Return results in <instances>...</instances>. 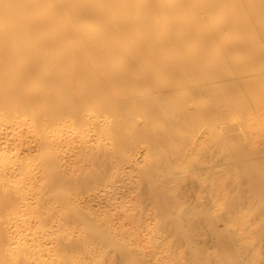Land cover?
<instances>
[{
  "label": "bare ground",
  "instance_id": "6f19581e",
  "mask_svg": "<svg viewBox=\"0 0 264 264\" xmlns=\"http://www.w3.org/2000/svg\"><path fill=\"white\" fill-rule=\"evenodd\" d=\"M254 111L264 115V0H0V264H104L119 245L128 264H159L157 248L130 246L147 235L161 247L155 216L136 215L150 185L167 196L199 182L175 175L214 147L246 200L264 190V165L239 160L264 152ZM35 178L59 192L45 210L26 201ZM126 192L136 204L111 212Z\"/></svg>",
  "mask_w": 264,
  "mask_h": 264
},
{
  "label": "rangeland",
  "instance_id": "374dc122",
  "mask_svg": "<svg viewBox=\"0 0 264 264\" xmlns=\"http://www.w3.org/2000/svg\"><path fill=\"white\" fill-rule=\"evenodd\" d=\"M253 118L254 122L264 124V115L258 111H254ZM259 143L261 142L259 141ZM262 144L264 143L259 145L264 146ZM16 148L15 142L10 141L6 151L12 152ZM216 149L212 147V156L201 155L194 165L189 166L190 170L178 172L175 175L181 179L197 177L199 182L186 184L183 182L179 189L167 194V196L150 185L149 189L152 191L150 193L153 200L145 199L141 204L143 208L137 210L136 215L138 222L147 216L146 213L155 216L159 240L162 241L161 247H157L158 237H155L156 242L154 238L152 242H146L148 236L145 235L132 239L133 244L130 245L132 250L140 252L141 246L154 250L157 248L156 255L160 258L159 264H238L242 254L249 258L251 252L258 251L260 252L257 256L259 260L247 264H264V215L261 214V210H264V203L261 202V198L264 197V190H258L254 187L255 189L250 194L251 198L246 200L244 197L246 189L242 187L244 186L243 176H240L238 189H235V186L231 185L230 182L231 173L228 172L231 158L227 157L225 151H217ZM33 153L34 151H30L21 153V155L28 157ZM239 160L242 163L264 165V152L259 149L247 150ZM95 177L96 173L93 172L89 174L88 179ZM25 187L28 205L35 206L36 209L40 210H45V205L59 195V192L53 191L48 185L37 187L36 178L27 182ZM141 187L137 190V195L142 197L144 196V185ZM212 187L217 188V194L213 197L214 201L208 198L209 189ZM92 192L89 188H83L80 190V195L90 198ZM101 193L102 190H99L98 194ZM134 195L135 193L126 192L122 197L115 199L114 204L109 206L111 212H118L119 206L122 204L135 205ZM234 197L235 205L228 204L227 200L230 201ZM249 209H253L254 212L250 213ZM241 218L246 220L241 221ZM32 221L29 223L31 227L38 225ZM114 221L115 223L119 222L118 214L113 218ZM138 222H136L137 228ZM134 225L135 221L123 219L122 223L119 224V229H129ZM57 227L61 229L62 226L59 224ZM237 227H240L238 231L235 230ZM227 232L250 236V242L238 243V249L227 248L223 242ZM148 235L150 236V234ZM78 248L77 245L75 249L78 250ZM125 252L126 248L119 245V256L112 254L110 259L104 260V264H112V260H115V264H128ZM179 255L183 256L182 260H180ZM139 257L142 256L139 255Z\"/></svg>",
  "mask_w": 264,
  "mask_h": 264
}]
</instances>
